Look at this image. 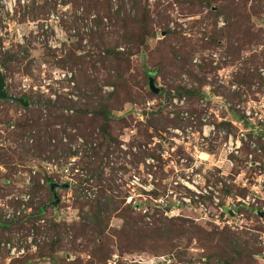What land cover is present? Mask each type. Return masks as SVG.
I'll return each mask as SVG.
<instances>
[{
	"label": "rangeland",
	"instance_id": "rangeland-1",
	"mask_svg": "<svg viewBox=\"0 0 264 264\" xmlns=\"http://www.w3.org/2000/svg\"><path fill=\"white\" fill-rule=\"evenodd\" d=\"M5 1L0 0V47L10 54L19 53L21 60L10 64L17 71L6 72V90L12 96L27 95L54 105L80 96L73 90V77L64 76L77 72L70 65V54L85 56L88 64L93 60L84 70L101 82L104 94L113 93L114 85L105 86L104 82L115 76L110 68L114 62L99 61V56H104L101 42L114 46L118 34L124 32L121 19L134 18L139 9L147 8L154 22L150 37L145 39L147 47L139 42H120L117 47L128 54L124 74L131 93L123 107L117 100L112 102L110 132L117 143L109 144L98 120L93 130L81 133L58 125L54 130L75 157L68 158L59 150L49 163H44V157L30 156L23 166L16 160L18 171L0 165V207L13 197H29L27 202L22 200L27 211L20 212L22 218L16 211H3L6 218L12 215L15 224L0 229V264H88L93 260L92 240L113 250L108 264H207L213 250L203 249L197 238L127 248L125 238L115 234L123 227L119 216L127 205L134 208L135 216L144 218L145 225L152 226L155 216L183 220L189 223L186 228L197 226L205 236L231 232L241 244H248L249 253L258 252L253 264H264V122L257 120L260 128L253 131L245 120L248 107L264 99V0H228L231 8H237L232 14L241 16L242 24L250 28L241 40L242 31L236 28L227 34L224 17L215 23L210 9L192 0H99V10L90 11L79 0L76 4L70 0H26L25 5H12L13 12ZM108 2L111 17L103 9ZM218 2L212 6L224 4ZM52 13L61 21H54L49 31L42 32V21ZM162 19H167L169 29L177 34L166 45L162 44ZM33 22L35 29L30 27ZM17 28L23 29L22 44L17 42ZM213 42L215 45H208ZM228 42L234 43L233 48ZM170 46L185 48V54L192 55L190 68L205 78L203 86L174 69ZM6 52L0 48V65ZM163 65L167 70L163 76L158 74L155 83L163 94L151 96L147 78L154 77ZM201 65H208L209 72L201 73ZM180 85L199 91L194 98L179 97L184 104H174L173 91ZM68 111L65 116H72ZM183 111L196 117V122H184ZM26 117L28 113L20 107L0 104V147L15 149L14 129L5 124L15 125ZM152 123L153 128L149 127ZM142 152L153 157L143 158ZM88 163L97 165L100 173H88ZM73 165L79 168L74 173L70 171ZM36 173L40 175L37 183L33 180ZM45 176L69 188L50 193ZM30 179L32 184L27 186ZM100 182L105 187L102 196L116 197L120 210L111 215L108 231L99 239L97 232L83 228L82 220L91 207L82 208L81 203L104 202L98 195ZM133 182L139 185L133 187ZM41 206L45 211L42 218L25 219ZM54 222L67 227L61 228V233L53 231Z\"/></svg>",
	"mask_w": 264,
	"mask_h": 264
},
{
	"label": "trees",
	"instance_id": "trees-1",
	"mask_svg": "<svg viewBox=\"0 0 264 264\" xmlns=\"http://www.w3.org/2000/svg\"><path fill=\"white\" fill-rule=\"evenodd\" d=\"M79 1H83V4L85 6L87 5L88 11L93 8L99 10V4H101L99 0H90L89 2L85 0ZM192 1L196 2L202 7L210 9L215 23L218 18L224 17L227 22V26L223 31H226L227 34H229L232 29L237 28L242 31V35L238 37V40H241L242 37L245 36L246 32L250 33V28L242 24L240 19L241 16L234 15L237 13V8H231L228 4V0H223L224 4H218V6L215 7L212 5L219 3L218 0ZM71 2L75 4L78 3L77 0H71ZM107 4L108 7L106 9L104 7L103 9L105 10V15L111 17V8H109V2ZM233 10H235V12ZM151 16L152 14L147 8L142 10L139 9L138 15L136 14L134 18L129 17L127 18V20L121 19V22L125 25L123 26L124 32L122 34H118L119 38L114 46L103 41L101 42V46H103L104 48L100 51L104 53V56L100 55L99 61L100 59H102L105 64L108 62H114V65H112L110 68L115 71V76H110V78H108V80L104 82L105 86L114 85L115 90L113 93L104 94V86H101V82L97 79H93L92 75H89L84 70L85 65L88 64L86 63V61H84L86 57L77 56V54L72 53L70 54L71 56H69L70 65L73 66L77 71L71 72L73 81L75 82L73 90L75 92L77 91L80 95L79 97H77L78 100L74 101L73 99H70L68 103L58 102L54 105L51 103L34 101L27 95H17V97L24 98L29 103V108H24L22 105L16 103L0 102V104L18 106L26 113H28L29 116L26 117V119H22L21 122H18L15 125L11 123L5 124L8 128L13 127L14 129L11 133V137L13 138L12 143H14L15 149H5L3 147H0V165H4V167H6L7 170H10L11 172L18 171L15 170V168L17 167L16 160L21 163L19 164L21 166L24 165L26 158H29L30 156L40 159L44 157L43 161H46L44 163H49L56 152L59 150H61L63 155L67 156L68 158L75 157L76 154L72 153L71 151L68 152V148H66L62 144V140L59 138V131L54 130V127L58 125H61L62 129L64 130H67V128H73L81 133V130H93V127L95 126L94 123L98 120L101 124L100 129L102 133L110 140L109 144L117 143L110 132L111 121L112 119H114V115L112 113V102L114 100H117L119 103V107H121V105L123 107V105L128 101L127 98L129 99V97L131 96V93L127 92V82L125 80L124 74L126 73V64L127 62H129V60L127 59L128 54L117 51V47L119 46L120 42L126 44L139 42V46H145V39L147 37H150V29H153L151 28V25H153L154 21L152 20ZM161 22L165 24L163 30L161 31V35L164 37V42L162 44L166 45L168 44L167 41L172 37H176L177 34L169 29V21L167 19H162ZM215 41H218V39ZM215 43L216 42H213L208 45L213 46L215 45ZM227 45L233 48L234 43L228 42ZM170 49L171 50L168 53H170V55L172 56L171 65L175 67L174 69L178 70L181 74L185 73L189 75V78L191 80H196L198 81L200 86H203V81H205V78H200L194 72V70H191L190 68L192 66V55L190 53L185 54V48H176L175 46H170ZM89 57L91 58V56ZM20 62L21 60L19 53L10 54L7 52L6 55L3 56V61L0 65V71L3 74L5 82L7 80L6 72L14 73L17 71V68L11 66L10 64H19ZM90 63L88 65H90ZM198 68L203 74L209 72L208 65H201ZM159 69L157 72H155L154 77L149 76L147 78L148 84L150 78H153L156 83L157 78L159 77L158 74L163 76V72L167 70L164 65ZM147 75H149V73ZM178 75L176 74L175 77H177ZM175 89L179 97L188 95L194 98L199 91L198 88L189 89L181 85L177 86ZM162 94L163 91H160L159 95ZM151 96L156 95L151 94ZM169 96H171V94H169ZM77 106H79L78 109ZM74 108H76V110H74ZM68 110L73 112L72 116H65V111ZM46 111H48V114L47 117L44 118L43 113ZM88 123L90 124L87 125ZM153 124L154 123L149 124V127L153 128ZM53 141L55 143H53ZM9 152L11 154H9ZM141 156L143 158L153 157L152 154H146V152H142ZM77 167L78 165L71 166L70 171L74 173L76 170H79V168ZM99 169L100 168L93 163H88L86 167V171H88V173H95V175L96 172L100 173ZM29 173L30 175H32L33 170H31ZM39 176L40 175H37V173L33 176L34 182L37 183L36 180L40 179ZM45 177L47 181V184H45V186H47L50 190V185L53 184V181L50 178H47V176ZM101 183L102 182L99 183V187H101V190L98 194L99 196L105 195V187H103ZM31 184L32 182L30 179L27 186H30ZM80 184L83 185V182L81 181ZM1 190L2 188L0 187V191ZM75 190H79V187H77ZM50 193L53 192L50 190ZM102 197L104 200L103 203L98 202L95 205L91 203H81L82 208L87 205L91 207L90 213L86 214L85 218H83L82 220L83 228H90L92 231L97 232V236L99 239L102 238L108 231V222L111 215L117 213L120 210L119 205L116 204V197ZM0 198L3 199L1 195ZM22 205V200L16 199L14 197L11 200L3 202V208L0 207V229L7 230L15 224L13 223V220L7 219L6 215L4 216L3 211L8 210L17 212L19 209H21ZM111 207H113V209ZM44 213L45 211L41 206L38 209L37 213L26 215L25 219H40L44 216ZM135 215L136 214L134 208L127 205V209H124V214L119 216L120 219H122L124 222L123 227L121 230L115 232L116 235L125 238L124 240L128 243L127 248L132 250L140 249L139 243H142L144 245L147 243L158 242L159 244L163 243L168 245L169 243H173L175 239L185 238L192 241V239L197 238L200 243H202L201 245L203 249L207 250L209 248L213 250V254L207 257V264H253L254 255H258V252L249 253L247 251L248 244H241L237 236L231 232H225L224 234H206L205 236L203 230L197 226L190 225L186 228L188 222H185L183 220H170L152 216L153 224L152 226H150L143 223V217L139 215H137V217ZM66 227L67 226L65 224L61 226L59 224H55L54 222L51 226V230H58L57 232L61 233V228L65 229ZM99 229H101V232H99ZM83 230L85 231V229ZM137 240H140V242H137ZM92 241H94L92 243L94 244V252L92 256L93 260L89 261L88 264H108V261L112 258L113 250H111L110 247H107L104 244H97L96 240ZM173 247L175 248L176 246L174 245ZM141 250H143V248ZM81 263L82 261L80 262V264ZM118 264L127 263L119 262Z\"/></svg>",
	"mask_w": 264,
	"mask_h": 264
},
{
	"label": "built area",
	"instance_id": "built-area-1",
	"mask_svg": "<svg viewBox=\"0 0 264 264\" xmlns=\"http://www.w3.org/2000/svg\"><path fill=\"white\" fill-rule=\"evenodd\" d=\"M52 0H50V2H51ZM71 1V0H70ZM17 3H21L22 5H25V3H26V0H8V2H7V0L5 1V4L8 6V8H9V10H10V12H13V8H12V5H14V6H16L17 5ZM72 3V2H71ZM60 5V4H59ZM54 21H61L60 20V18L58 17V16H56L54 13H52V14H50L49 16H48V18L47 19H44L43 21H42V23H41V25H40V27L42 28V32H45V31H49L51 28H52V23L54 22ZM60 23V22H59ZM36 23L35 22H33L31 25H30V27H31V29H35L36 27ZM39 27V26H38ZM23 30V29H22ZM22 30L20 29V28H17V30H16V38H17V42L19 43V44H22L23 43V36H24V34L22 33ZM0 37H2V36H0ZM2 45V44H1ZM0 48H2V50H3V52H6V49H5V47H0ZM7 53V52H6ZM65 77H67V78H69V79H71L72 78V74H71V72H68L66 75H64ZM5 84H6V82H5ZM174 93H173V100H174V104L175 103H178V101H181L180 102V104H184V101L182 100V99H179V96H177L176 95V92L175 91H173ZM184 97V96H183ZM181 98V97H180ZM185 98V97H184ZM204 100H202L201 101V103L202 104H204ZM173 106H175V105H173ZM172 108V107H171ZM228 110H232L231 109V107L230 108H228ZM70 113L72 114L73 112H71L70 111ZM245 115H246V118H245V120L247 121V122H249V124L251 125V128H252V130L253 131H255V130H258L259 128H260V125H257L256 124V121L258 120V121H262V122H264V99L263 100H261L260 102H257V103H253L252 104V106H250V107H248V109L246 110V112H245ZM181 117H182V120L184 121V122H196V117H194V116H192L190 113H188V112H186V111H183L182 113H181ZM203 122H206V119H203ZM242 122H243V124H244V120H242ZM205 128H207V127H205ZM213 128H211V130H212ZM178 134H180V132L178 131L177 132ZM204 135H206V133H205V129H204ZM239 143L240 142H236V145L237 146H239ZM230 144H232V140L230 139ZM253 148H256V145H254L253 144ZM256 165H259V164H257L256 163ZM28 183H29V181H28ZM57 183V181H55L53 184H56ZM69 184V183H68ZM57 185V184H56ZM70 185V184H69ZM133 187H135L136 185H139V184H137L136 182H133L132 184H131ZM193 189H196L195 187H193ZM132 190H135V188H132ZM29 198V197H28ZM28 198H22V200L23 201H25V202H27L26 200L28 199ZM156 202H158V201H156ZM244 202V201H243ZM158 208H161V206H157ZM20 212H27L26 211V206H25V204H23L22 206H21V209H19L17 212H15V213H17L19 216H21L22 217V215H21V213ZM8 215V214H7ZM262 216H263V214H262ZM7 219H9V220H11V219H13V217H12V215H8V217H7ZM57 221V220H56ZM42 223H45V221L44 220H42Z\"/></svg>",
	"mask_w": 264,
	"mask_h": 264
},
{
	"label": "water",
	"instance_id": "water-1",
	"mask_svg": "<svg viewBox=\"0 0 264 264\" xmlns=\"http://www.w3.org/2000/svg\"><path fill=\"white\" fill-rule=\"evenodd\" d=\"M149 88L151 92L155 95H158L161 91L159 88H157L155 84V80L153 78L149 79ZM0 102L16 103L22 105L24 108H29V103L24 98H19L8 94L6 90L5 80L1 71H0ZM68 188H69L68 185H56V184L50 185V190L52 192H55L56 190L59 189H68ZM56 198L57 196H55V199Z\"/></svg>",
	"mask_w": 264,
	"mask_h": 264
},
{
	"label": "flooded vegetation",
	"instance_id": "flooded-vegetation-1",
	"mask_svg": "<svg viewBox=\"0 0 264 264\" xmlns=\"http://www.w3.org/2000/svg\"><path fill=\"white\" fill-rule=\"evenodd\" d=\"M56 192V191H55Z\"/></svg>",
	"mask_w": 264,
	"mask_h": 264
}]
</instances>
